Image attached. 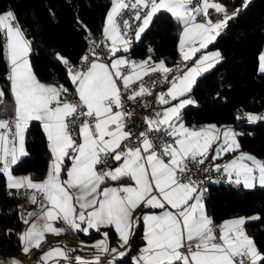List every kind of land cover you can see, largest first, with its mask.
Masks as SVG:
<instances>
[{
    "label": "snow or ice",
    "instance_id": "6c2138e0",
    "mask_svg": "<svg viewBox=\"0 0 264 264\" xmlns=\"http://www.w3.org/2000/svg\"><path fill=\"white\" fill-rule=\"evenodd\" d=\"M249 3L244 0L229 14L216 0H111L101 40L77 19L89 46L78 64L54 53L74 87L75 100L68 99L73 93L63 84H45L38 78L31 61L32 40L13 10L0 12V38L6 41L0 49L9 65L11 95L9 102L0 89V175L8 189L31 190L28 199L39 203L37 211L21 215L26 230L6 233L17 235L24 254L39 250L46 234L94 231L103 239L92 246L111 255L107 264H123L133 250L130 241L142 231L143 246L130 257L131 264H264V251L245 229L247 222L261 217L215 224L205 205L204 181L197 177L214 171L229 184L264 188V159L241 151L242 134L233 128L189 127L183 117V110L197 103L191 93L198 78L222 59L218 51L203 50ZM158 14H169L181 29L178 51L183 67L176 70L151 55L141 61L126 55ZM217 14L221 18L213 19ZM259 60L264 70V55ZM153 73L161 74L162 80L145 86L144 77ZM156 83L168 85L167 90L148 102L145 98L153 96ZM129 104L152 110L143 117L142 130H136L135 109ZM244 117L253 123L264 120V115L252 113L238 118ZM33 122L42 126L51 156L43 181L13 174L30 155L26 138ZM231 154L235 155L230 161L216 163ZM137 209L140 215H135ZM109 229L124 251L109 247ZM76 251L52 247L39 260L100 264L101 255H70Z\"/></svg>",
    "mask_w": 264,
    "mask_h": 264
},
{
    "label": "trees",
    "instance_id": "16d2710c",
    "mask_svg": "<svg viewBox=\"0 0 264 264\" xmlns=\"http://www.w3.org/2000/svg\"><path fill=\"white\" fill-rule=\"evenodd\" d=\"M228 7L242 4V0H226ZM111 0H0V12L12 8L27 36L33 42L32 64L40 79L58 78L71 91L65 67L54 53L75 61L84 51L87 42L85 32L77 19L87 25L92 34L101 30ZM180 27L169 14H158L153 25L134 41L132 52L151 55L173 63L178 56ZM0 43H4L0 38ZM264 46V0H250L248 7L211 44L218 48L222 59L209 72L198 78L192 94L197 103L183 110L189 123H233L239 128L241 149L264 158V120L248 122L242 117L248 110L264 113V71L259 69V57ZM149 49L152 51L150 52ZM9 65L0 49V85L5 90V99L11 101L6 79ZM30 155L15 167V172L24 169V163L37 160V166L28 168L33 177H42L50 159L47 140L39 122L30 125L26 138ZM206 208L217 221L233 215L261 219L246 223L247 230L264 251V188L245 189L228 184L211 185L205 193ZM22 220L16 197L9 193L6 178L0 175V255L12 256L21 251L17 235L6 234L8 229L19 233ZM142 228V226H141ZM111 240L116 233L109 229ZM97 235L93 232L91 236ZM143 243L142 231L131 241L132 251L123 259L131 264L130 257ZM117 264L120 261L117 260Z\"/></svg>",
    "mask_w": 264,
    "mask_h": 264
},
{
    "label": "crops",
    "instance_id": "0c3cea01",
    "mask_svg": "<svg viewBox=\"0 0 264 264\" xmlns=\"http://www.w3.org/2000/svg\"><path fill=\"white\" fill-rule=\"evenodd\" d=\"M216 2H219L222 5H224L227 8V10H230V9L232 10L233 9V11L231 12V14L233 12H235L238 7L241 6V5H237V6H233V7H228V3H227L226 0H216ZM9 9L13 10L12 8H8L6 10H9ZM109 9H108V11H109ZM6 10H4V11H6ZM4 11H2V12H4ZM209 11H210V13L212 12L211 9ZM105 18H106V16H105ZM104 24H105V19H104L103 24L101 26V30L103 29ZM179 38H180V34H179ZM179 38H178V42H179ZM4 43H6V41H4ZM203 51H205L207 53H212V52H217V51L220 52V50L218 48L211 47V44L208 46V48L206 50H203ZM262 51H264V46H263V49L261 50L260 56L261 55H264V54H262L263 53ZM220 54H221V52H220ZM197 55L199 56L200 54L198 53ZM221 57H222V54H221ZM161 59H153V60L158 61V60H161ZM142 60H144V59H142ZM162 60H164V59H162ZM166 64H167V62H166ZM167 66H168V64H167ZM259 69L261 71H264L261 68L260 61H259ZM40 80L43 83H45V84H50V85L63 84L65 87H68L65 83H63L58 78H49V79H40ZM0 89H2L1 85H0ZM72 89L74 90V87H72ZM69 90H70V88H69ZM191 96L196 100L195 96L192 93H191ZM196 102H197V100H196ZM245 113H248V112H245ZM256 115H258V114H256ZM184 123L186 124V126H189V127L196 126L197 128H199L201 126H204V125L216 124L218 127H231L236 132H239V128L237 126H235V124H233V123H219V122H215V121L207 122V123H189L185 119H184ZM238 139H239V137H238ZM241 151L246 152V153H250V154H254V153H252V152H250L248 150H245V149H241ZM234 155L235 154H231L230 156H226V157H224V160L223 161H216V163L228 162V161H230L231 159L234 158ZM254 155H256V154H254ZM256 156L258 158L264 159L261 156H258V155H256ZM50 159H51V157H50ZM50 159H49V161H50ZM38 164L39 163L37 162V160L31 159V160L27 161L26 163H24V165H23L24 166V169L22 171L15 172L13 170V174L16 175V176L31 175L29 173V171H28V168L33 167V166H37ZM48 166H49V162H48ZM48 166H47V170H48ZM110 166H111V164H109L107 167H110ZM46 174H47V171H46V173L42 177H33L32 175H31V177L33 178L34 181H43L46 178ZM8 191H9V193H11L12 195H14L16 197V200L17 201H18V194L17 193L19 191L26 193L27 196H29L31 194V190H28V191L19 190V191H17L15 189H8ZM38 209H39V203L32 204L30 202V200L28 199L27 200V203L25 204V206L23 205V206L20 207V213H21V215L26 216L28 212H35ZM208 214H209V212H208ZM135 215H140V210L139 209H137V212L135 213ZM237 217H246V216L245 215H233V216H229V217H226V218H224L222 220H219L218 221V224L220 225L224 221L230 220L232 218H237ZM214 221H217V220L214 219ZM56 226L57 227H61V228H65V229L68 228V226L66 224H59V223H57ZM27 227H28L27 225H25V224L22 223L21 224V228L19 230V233H22L24 230H26ZM245 229H246L247 233L249 234V236L254 239V237L247 230L246 224H245ZM70 231L71 230L66 231L64 234H61L59 236H56V235H53V234H46V239H45L44 242L41 243V247H40L39 250L33 249L30 252V254H24L23 251H22V248H21V251L18 254H15V255H12V256H3V255H0V262H5V261H8L10 259H15V260L21 262V264H41V261L39 260L40 256L44 252H47L52 247H64L66 249H78L79 251H76L74 253H71L70 255H72V256L79 255V256H82V257H84L86 259L93 258L96 255H103L101 253H98L97 249H95L92 246V245L95 244L96 241H98L100 239H103V236H102L101 233H97V235L91 236V234L94 232V231H92L90 235H85L83 233H79L80 237H73V236L70 235ZM101 231L103 232V231H105V229H102ZM107 231L109 232V230H107ZM108 240H109V247L110 248H117L118 251H124V249L119 248L120 241L118 239V235L117 234H116L115 240H111L110 233H109ZM130 243H131V241H130ZM142 246H143V243H142L141 247ZM136 254H137V251L133 254V256H135ZM112 255H115V254H112ZM116 264H117V261H116Z\"/></svg>",
    "mask_w": 264,
    "mask_h": 264
},
{
    "label": "built area",
    "instance_id": "2783aa9c",
    "mask_svg": "<svg viewBox=\"0 0 264 264\" xmlns=\"http://www.w3.org/2000/svg\"><path fill=\"white\" fill-rule=\"evenodd\" d=\"M194 2H195V0H194ZM212 12H213V10H212ZM219 18H221V16L218 15V14L213 16V19H219ZM92 35L97 41H99V40L102 39V30H100L99 32H97L95 34H92ZM88 47L89 46L87 44L85 49H84V51L78 57V59L75 60V61H71V62L73 64H78L79 63V58L83 54H85V52L87 51ZM126 55L128 56V58L133 59V60H137V61H140L142 59H146L149 56V55H147V56L137 55V54H134L132 51L129 54H126ZM178 66L179 67H183V62H182L180 53H178V56H177L176 60L173 63L168 65L169 68H172L174 70H176ZM169 78H171V77H169ZM161 80H162L161 74L153 73V74H151L149 76L144 77V81L143 82H144L145 86L151 87L154 81L158 82V81H161ZM167 87H168V85H166V84L156 83L155 88L153 89V93H154L153 96L152 97H146L145 100L148 101V102L154 103L155 102V94L159 93V92H162V91H166ZM69 92L73 93V94L70 95L68 98L70 100H75L74 90H71ZM129 107L135 109V116H134L133 119H134L135 125L138 126L136 128V130L137 131L142 130L143 127H144L143 117L151 115L152 114V110L151 109H143V108L140 107L139 104H134V105L133 104H129ZM259 115H264V113L261 112V113H259ZM152 135H156V134L152 133ZM107 166L108 165H105V168ZM194 171H195V169H194ZM197 177H198V179L203 180V181L204 180H211V185H216V184H228L229 185V183L226 182V179L220 178V175L218 173L214 172V171L209 172L207 174H204L202 172L198 173ZM207 177H211V179H208ZM230 185H232V184H230ZM232 186H235V185H232ZM203 187H204V184H203ZM18 194L23 198V203H24V206H25V204L27 203V200H28L27 194L24 193V192H21V191H19ZM214 222H215V224L219 225L218 221H214ZM59 224H64V223H59ZM70 235L73 236V237H80L79 233H75L73 231H70ZM139 247H141V246H139ZM101 256H102V259L100 261V264H107V261L109 259H111V255L103 254Z\"/></svg>",
    "mask_w": 264,
    "mask_h": 264
},
{
    "label": "bare ground",
    "instance_id": "6f19581e",
    "mask_svg": "<svg viewBox=\"0 0 264 264\" xmlns=\"http://www.w3.org/2000/svg\"><path fill=\"white\" fill-rule=\"evenodd\" d=\"M210 186H211V180H204V187L207 189L206 193L208 192ZM18 204L19 207L24 205L23 198L19 194H18Z\"/></svg>",
    "mask_w": 264,
    "mask_h": 264
},
{
    "label": "rangeland",
    "instance_id": "374dc122",
    "mask_svg": "<svg viewBox=\"0 0 264 264\" xmlns=\"http://www.w3.org/2000/svg\"><path fill=\"white\" fill-rule=\"evenodd\" d=\"M242 2H244V0H242ZM232 11H233V9H232V10L230 9V10H228V13L231 14ZM262 52H263L262 54H264V51H262ZM247 112H248V113H252V114H257V111H251V110H248ZM228 156H230V155H228ZM225 157H226V156H225Z\"/></svg>",
    "mask_w": 264,
    "mask_h": 264
}]
</instances>
